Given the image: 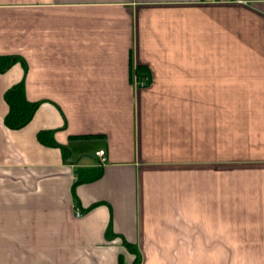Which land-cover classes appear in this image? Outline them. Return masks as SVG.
<instances>
[{"label":"crops","instance_id":"obj_1","mask_svg":"<svg viewBox=\"0 0 264 264\" xmlns=\"http://www.w3.org/2000/svg\"><path fill=\"white\" fill-rule=\"evenodd\" d=\"M0 55V264H264V0H0Z\"/></svg>","mask_w":264,"mask_h":264},{"label":"trees","instance_id":"obj_2","mask_svg":"<svg viewBox=\"0 0 264 264\" xmlns=\"http://www.w3.org/2000/svg\"><path fill=\"white\" fill-rule=\"evenodd\" d=\"M19 59L20 58L15 55H0V71L5 72ZM23 63L27 68V64L24 61ZM136 70L139 75H142L144 68L137 66ZM4 96L9 104V111L4 118V123L11 129H19L26 126L32 120L35 112L41 104V101H30L27 99L25 95L24 81L13 85L5 92ZM38 139L44 144L62 147L52 138L48 131H40L38 133ZM124 242L129 251L136 254L133 264H140V252L131 243L127 241Z\"/></svg>","mask_w":264,"mask_h":264},{"label":"built area","instance_id":"obj_3","mask_svg":"<svg viewBox=\"0 0 264 264\" xmlns=\"http://www.w3.org/2000/svg\"><path fill=\"white\" fill-rule=\"evenodd\" d=\"M97 156L100 157V163H104L106 161V152L105 150L101 149L99 151L96 152ZM78 214H81V211H78Z\"/></svg>","mask_w":264,"mask_h":264}]
</instances>
